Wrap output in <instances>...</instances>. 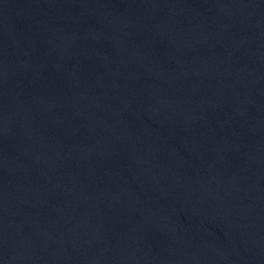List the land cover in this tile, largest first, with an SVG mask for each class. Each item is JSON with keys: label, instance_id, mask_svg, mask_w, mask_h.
<instances>
[{"label": "water", "instance_id": "obj_1", "mask_svg": "<svg viewBox=\"0 0 264 264\" xmlns=\"http://www.w3.org/2000/svg\"><path fill=\"white\" fill-rule=\"evenodd\" d=\"M0 264H264V0H0Z\"/></svg>", "mask_w": 264, "mask_h": 264}]
</instances>
